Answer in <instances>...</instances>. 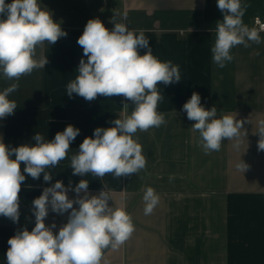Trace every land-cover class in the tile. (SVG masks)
<instances>
[{"label": "crops", "instance_id": "obj_1", "mask_svg": "<svg viewBox=\"0 0 264 264\" xmlns=\"http://www.w3.org/2000/svg\"><path fill=\"white\" fill-rule=\"evenodd\" d=\"M11 3L12 0H5ZM67 36L55 44L45 41L35 58L46 57L44 68L34 69L19 80H8L0 71V91L18 83L9 94L17 107L0 118V138L10 148L33 145L40 133L54 139L69 124L80 130L66 159L46 169L52 180L45 182L25 174L19 193V220L0 215V264H7L8 240L18 231L35 226L33 200L57 180L75 199L74 188L88 181V195L105 191L109 206L122 207L131 216L135 230L119 248H107L101 264H264V151L258 150V121L264 119V31L259 44L231 49L232 61L220 68L212 60L216 26L223 20L217 0H38ZM246 5L243 22L255 27V17H264V0H241ZM126 13V18L125 14ZM114 22L124 23L139 34L144 30L153 55L178 65L181 80L160 83L162 96L157 111L165 123L133 138L142 146L146 166L131 175L103 178L88 173L73 175L71 157L86 137L94 138L97 127H113L115 119L130 115L135 105L122 96H98L87 101L66 92L78 75L83 49L77 40L90 19H99L110 31ZM6 17L0 16V19ZM143 55L147 49H138ZM193 92L201 105L215 107L217 118L231 115L244 121L240 135L224 140L219 151L205 153L195 121L187 118L183 105ZM128 103L127 108L123 105ZM238 142V147L236 146ZM14 158V157H13ZM244 164L247 165L246 169ZM239 166V167H238ZM25 165L21 164V171ZM153 188L159 202L145 215L143 195ZM81 196L84 193H80ZM78 209L79 205L74 204ZM51 211L46 226L54 233L67 223L70 213Z\"/></svg>", "mask_w": 264, "mask_h": 264}, {"label": "clouds", "instance_id": "obj_2", "mask_svg": "<svg viewBox=\"0 0 264 264\" xmlns=\"http://www.w3.org/2000/svg\"><path fill=\"white\" fill-rule=\"evenodd\" d=\"M246 5L241 0H217V8L224 14L216 26V39L211 48L212 60L220 68L225 67L233 56L231 49L237 45L248 46V41L259 44L260 31L264 24L249 27L243 22ZM126 18V13L124 14ZM0 71L8 80H19L34 69L44 68L46 57L35 58L36 48L45 41L55 44L67 36L49 11L42 10L38 0H0ZM110 31L99 19L86 23L77 43L83 49L78 66L79 75L66 86L69 97L73 93L87 101L98 96H122L135 105L130 115L115 119L113 127L94 130V138L86 137L79 151L71 157L73 175L88 173L103 178L137 173L146 166L142 146L133 138L140 131L160 127L165 123L164 115L157 111L162 100L157 85H169L181 80L178 65L172 61L162 62L149 47L144 30L139 34L129 30L124 23L114 22ZM147 51L140 55L138 49ZM18 83H12L0 91V118L14 113L17 105L9 94L16 91ZM127 108L128 103L123 105ZM187 118L195 121L193 131H198L205 153L219 151L224 140L239 137L244 121L231 115L217 118L215 107L210 110L201 105V97L193 92L183 105ZM80 130L69 124L54 139L45 141L40 133L33 137V145L22 144L10 148L0 138V215L18 222L19 193L26 173L39 179L44 173L45 182L52 180L46 169L56 167L66 159L71 143ZM258 150L264 151V119L258 121ZM238 147V142L237 145ZM14 157V158H13ZM24 164L23 172L21 164ZM245 169L247 167L244 164ZM239 167V166H238ZM75 199H69L68 189L57 180L43 189L35 198L33 214L35 226L24 228L9 238L6 252L7 264H101L103 252L111 247L122 246L135 230L131 216L122 207L109 206L110 197L105 191L99 195H88V181L82 179L74 188ZM80 193H84L83 196ZM144 213L149 215L159 202L154 189L149 187L143 195ZM78 204V209L74 207ZM51 211L57 214L69 212L67 223L58 233L55 224L46 226L45 218Z\"/></svg>", "mask_w": 264, "mask_h": 264}, {"label": "built area", "instance_id": "obj_3", "mask_svg": "<svg viewBox=\"0 0 264 264\" xmlns=\"http://www.w3.org/2000/svg\"><path fill=\"white\" fill-rule=\"evenodd\" d=\"M254 26L259 29L261 24H264V17L257 16L253 20Z\"/></svg>", "mask_w": 264, "mask_h": 264}]
</instances>
